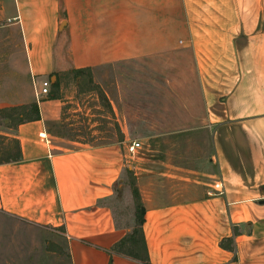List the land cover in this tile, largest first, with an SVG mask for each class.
Here are the masks:
<instances>
[{
    "label": "crops",
    "instance_id": "0c3cea01",
    "mask_svg": "<svg viewBox=\"0 0 264 264\" xmlns=\"http://www.w3.org/2000/svg\"><path fill=\"white\" fill-rule=\"evenodd\" d=\"M121 64L141 66L144 81L134 74L109 95L98 75ZM147 90L169 91L171 104ZM34 103L40 120L0 121L4 143L22 149L0 163V212L60 236L68 264H145L114 251L134 224L113 205L129 172L151 264H264V0H0V110ZM197 129L213 147L206 181L155 141ZM139 138L147 153L129 160Z\"/></svg>",
    "mask_w": 264,
    "mask_h": 264
},
{
    "label": "rangeland",
    "instance_id": "374dc122",
    "mask_svg": "<svg viewBox=\"0 0 264 264\" xmlns=\"http://www.w3.org/2000/svg\"><path fill=\"white\" fill-rule=\"evenodd\" d=\"M136 68H141V66H134L133 69H129L127 64H121L118 67H105L103 73L98 75V82L100 85L107 89L109 95L112 93V88L117 83H130L132 81V76H134L135 81L138 83L143 82V75L136 74L141 73ZM93 78V75H91ZM158 81V76H155ZM90 75L86 74L85 81L87 82V87L90 86ZM94 81V78H93ZM146 83H149L148 81ZM93 87L94 85L91 84ZM101 88V87H100ZM104 91V90H103ZM167 92L159 91H146L138 92L136 98H132L133 103L136 108V128L145 129L148 124L141 123L138 120L143 118L140 116V112L144 111L146 108L142 107L144 93L147 94L146 97L154 96L153 98L160 101L161 104H171L170 94ZM100 94V90H98ZM165 94V96H164ZM160 96V97H159ZM162 96V97H161ZM167 96V97H166ZM157 103V101H155ZM151 104H148L150 106ZM159 110L158 107L154 108ZM151 107L150 111L154 110ZM152 115V113H151ZM147 117V116H144ZM155 118V116H150ZM148 118V117H147ZM186 125V124H184ZM183 124H167L169 131H173L176 128H184ZM151 126L157 127V129L165 130L166 124L152 123ZM204 129H197L193 133H181L175 132L170 136L166 135L163 138L156 139V146L163 152L168 154L170 160L176 164H181L191 169L198 170L201 179L207 180V174L214 170L210 158L213 153V147L211 142V136ZM142 143V148L135 154H131L128 150L127 158L131 160L133 157L142 156L143 153H147L146 148L149 147V140L139 138L135 140ZM149 143V144H148ZM133 158V159H134ZM129 176L125 174L124 181L126 185L118 183V188H116V198L114 200V209L118 215V218L122 224L129 223L131 216H134L135 203H130L132 196L131 187L128 184ZM202 190V186H199V191ZM69 258L67 255V248L64 240L60 236L55 235L51 230L47 228H42L18 218L9 216L7 214L0 212V264H68Z\"/></svg>",
    "mask_w": 264,
    "mask_h": 264
},
{
    "label": "trees",
    "instance_id": "16d2710c",
    "mask_svg": "<svg viewBox=\"0 0 264 264\" xmlns=\"http://www.w3.org/2000/svg\"><path fill=\"white\" fill-rule=\"evenodd\" d=\"M85 73L86 70L84 69L77 71V75H83ZM89 75V82L94 85L95 89L100 90V97L102 98V100L108 101L104 91L100 88V86L94 84L93 78L91 76L92 74L89 73ZM40 119L41 113L39 105L37 103L31 105L10 107L0 110V121L4 122L8 120L9 122L5 123L7 127L17 128L22 123ZM3 139H6V137L0 135V163L21 160L22 149L20 141L14 139L11 143L5 144ZM128 176V184L131 187L135 203V212L133 217L134 224L132 232L115 245L114 251L119 254L131 257L133 259L140 260L145 264H151L149 249L144 232L146 208L142 202V196L137 185L136 177L133 175L132 172H129ZM232 240L233 239H231L230 241ZM224 246L227 245H225L224 243Z\"/></svg>",
    "mask_w": 264,
    "mask_h": 264
},
{
    "label": "built area",
    "instance_id": "2783aa9c",
    "mask_svg": "<svg viewBox=\"0 0 264 264\" xmlns=\"http://www.w3.org/2000/svg\"><path fill=\"white\" fill-rule=\"evenodd\" d=\"M50 91H51V82H50V80H44L42 82V88L41 89L40 88L36 89V95L40 99V97L42 95H47V94L50 93ZM140 148H142V143L138 142V141H134L128 147L129 152L131 154H133V155H135L140 150ZM214 188L220 194L223 193V191H224V186H223L222 182H216Z\"/></svg>",
    "mask_w": 264,
    "mask_h": 264
}]
</instances>
